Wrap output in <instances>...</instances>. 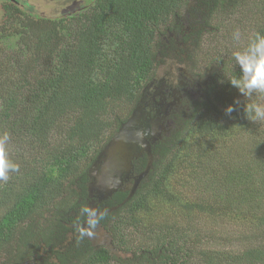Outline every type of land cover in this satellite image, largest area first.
I'll use <instances>...</instances> for the list:
<instances>
[{"label":"trees","instance_id":"trees-1","mask_svg":"<svg viewBox=\"0 0 264 264\" xmlns=\"http://www.w3.org/2000/svg\"><path fill=\"white\" fill-rule=\"evenodd\" d=\"M195 9L202 23L189 35H232L223 22L234 14L242 49L264 35V0H90L55 17L4 0L0 138L18 168L0 181V264H264V121L243 110L262 95L229 83L236 46L202 58L204 99L133 163L135 177L146 173L132 194L96 202L110 212L85 224L92 164L168 57L162 39L185 34ZM175 51L185 66L186 49Z\"/></svg>","mask_w":264,"mask_h":264},{"label":"flooded vegetation","instance_id":"flooded-vegetation-1","mask_svg":"<svg viewBox=\"0 0 264 264\" xmlns=\"http://www.w3.org/2000/svg\"><path fill=\"white\" fill-rule=\"evenodd\" d=\"M74 5H76V4L74 3ZM77 8H78L77 10L81 9V8L79 9V6H77ZM66 11H68V13H71V11L68 9ZM74 12H78V11H74ZM201 17L202 16L199 14L198 9L192 10L191 12H189V11L185 12V15L182 18L181 23H180L181 27H183V26L185 27V32H184L185 34H183V33L180 35L170 34L169 37H171V38H168V39L163 38L162 39L163 40V46L165 47V49L167 51L168 58H174V59L178 58V56L176 55V51H175V49L177 47H179V48L183 47L186 49V53L183 54V57H182L183 60L190 57L189 60H191L193 63L190 66H196V68L193 69L189 66L186 70L182 71L181 68H179L178 70H180L181 72H184L185 75L187 77H189L190 79H192V80L196 79L199 83L198 82H192V80H191V82L183 81L177 77L174 78L172 76L166 77V82L164 80H158L157 77H153L149 81V83H147L144 86V88L141 90V94H140L141 101L139 99L137 104H139V102L142 103V106H143L142 113L144 114V118L146 120H148V119L153 118V117H159L161 119V123L163 124V126L165 127V130H166L165 134H163V135L160 134L159 138L156 139V142L161 140V138L167 134L168 130L172 129L175 126L176 122L181 121V119H183L185 117L184 111H186V113H188L193 109V106H194L193 103L191 106L192 107L191 110L187 105H185V104L190 103L188 101V99H190L188 97L189 90H192V88L195 87L197 89L198 95L201 96V93H202L203 96L205 97L206 87L209 84V82H211L208 80L210 78V74H209L210 72L209 71H208V73L205 72L204 75H202L200 72V66L203 65L201 59L204 56L205 57L209 56L210 53H208L206 51V48H204V51L201 52L199 54V57H198L197 52L193 53L191 51H188L189 47L190 48L191 47H193V48L197 47V43L200 42V39L202 38V35L204 34L203 33L204 31H203L200 34L194 33V34L189 35L190 34L189 29L192 28L194 24L201 25V23H202L200 21ZM200 27L201 26H199L197 28H200ZM186 36H190V37H188L187 40H184ZM170 51H175V52L171 53ZM191 73H193L197 78H194L191 75ZM202 73H204V72H202ZM206 75H207L208 79L206 78ZM202 78H204V79H202ZM144 155L147 156L150 160V158H151L150 151L148 153L143 152L142 155L138 159H140ZM97 157H96V159H97ZM96 159H95V161H96ZM95 161H94V163H95ZM135 161H133V163ZM133 163H132V169L130 172V177H135L134 176V165H133ZM91 172H92V170L91 171L89 170L88 186H89V184L94 182V179L90 175ZM132 188H133V181H132V179H129L127 183H123L120 191L123 190V191H128L130 193ZM88 196L90 197V201L88 204V206H89L88 210L90 211L91 215H89L87 217V219L85 221L86 225H88L91 221L94 220V219H92V220L88 221V218L90 216H92L95 212H101L98 210V208L96 206V202L100 203L102 201H105V199L100 200L99 197L95 194L88 195Z\"/></svg>","mask_w":264,"mask_h":264},{"label":"water","instance_id":"water-1","mask_svg":"<svg viewBox=\"0 0 264 264\" xmlns=\"http://www.w3.org/2000/svg\"><path fill=\"white\" fill-rule=\"evenodd\" d=\"M142 111L143 106L139 102L126 121L103 147L90 169V171L92 170L90 175L94 182L88 186V195L95 194L100 200L106 199L116 191L121 190L123 183L132 179L131 195L138 182L145 176L146 172H143L137 177H130L132 163L143 152L148 153L150 151V145L159 138L164 131V126L159 117L146 120ZM109 212L110 210L95 212L88 218V221Z\"/></svg>","mask_w":264,"mask_h":264},{"label":"rangeland","instance_id":"rangeland-1","mask_svg":"<svg viewBox=\"0 0 264 264\" xmlns=\"http://www.w3.org/2000/svg\"><path fill=\"white\" fill-rule=\"evenodd\" d=\"M13 1H15V0H13ZM17 1L20 3L26 2L27 4L33 6L35 8V10L36 9L40 10V12L44 16H49V17H55L58 15L67 14L68 13V11H66L67 9L70 10L71 13L74 11H79V10H77L78 9L77 6H79V9H80V8L87 6L88 2H90V0H17ZM74 3L77 6L74 5ZM3 5H4V0H0V31L1 30L3 31L2 27L4 25L3 22L5 21V13L3 10ZM239 22H240V16L238 14H234V15L230 16L229 18H227V21L223 22V26H226L225 28H227V27L230 28L232 33L234 30L239 29L240 37H241L239 41H234L232 38V35H230V33H229V35L225 36V34H227V32H229L228 30L218 32L216 34H215V32H212L211 34H207V35L204 33L202 35V38L200 39V42L198 45V50H196L195 47L194 48L191 47L192 50L194 51L193 53L197 52L198 57H199V54L201 53V52H199V48H201V49L206 48V51L208 53L212 52L214 54H215L216 50L222 49L224 46L229 48V49H232L235 46L237 49H242L244 47V41H245V39H243L244 38L243 35L245 33V30L243 28H241L243 26L242 24L240 26L238 25ZM11 40H13V39H11ZM236 42H239V43L237 44ZM212 47H214V48L211 50ZM210 50H211V52H210ZM213 50H215V51L213 52ZM234 51H235V49H234ZM201 60L203 63V59H201ZM185 62H186V65L182 66V65H179V62L176 59L167 57L165 59L164 63L159 68H157V71H156L154 77H157L158 80H164L165 82H166V77H168V76H172L174 78L177 77L180 80L191 82L192 79L187 77L184 72H181L180 70H178L179 68H181L182 71L186 70L190 65L193 64L191 60H185ZM212 68H214V67H212ZM200 72L202 75L205 74L204 63H203V65L200 66ZM202 72H204V73H202ZM209 72H211L210 68H209ZM191 75L194 78H197L193 73H191ZM202 79H204V78H202ZM192 82H198V81L196 79H193ZM188 97L190 98V99H188V101L190 103L185 104V105H187L190 108V110L192 108L191 107L192 103L194 105V103L200 102L204 99V96L202 93H201V96L198 95L197 89L195 87H193L192 90H189ZM250 101H251V99H250ZM257 103L264 104V95H262L258 98ZM114 112H116V110H114ZM184 112H185V117L186 116L188 117V115L191 113V111L188 113H186V111H184ZM170 130H172L171 132H173L175 130V127L173 129H169L167 134L164 135V137L168 136L170 134ZM165 132H166V130L164 127V131L161 134L163 135V134H165ZM233 133H235V132H233ZM237 134H236L237 141L239 140V142H240L241 140H244V139H242V137H244V135L241 134L240 136H237ZM3 140L4 139L0 138V142H3V147H4V141ZM240 145H242V143ZM10 150H12V149L10 148ZM235 152H239V150H236ZM182 163L180 164V170L184 169L186 166L184 160ZM178 179L179 178L177 177L176 180H178ZM168 186L172 190V189H178L179 185L173 183V181L171 180L168 183ZM95 236L98 237L97 240H99V241H107V236L103 232H101L100 230L99 231L97 230V232H95L93 234L94 238H95Z\"/></svg>","mask_w":264,"mask_h":264},{"label":"clouds","instance_id":"clouds-1","mask_svg":"<svg viewBox=\"0 0 264 264\" xmlns=\"http://www.w3.org/2000/svg\"><path fill=\"white\" fill-rule=\"evenodd\" d=\"M234 41L240 40L239 29L232 33ZM233 57L240 68V75L233 77L229 83L235 87L239 93L251 98L253 94L264 95V35L257 32L249 38L247 47L233 52ZM239 105V100L234 102ZM236 108L234 105H228L225 108V114L230 115ZM246 118L249 121H264V104L251 102L243 106ZM7 140V136L4 137ZM15 165L6 158L3 142H0V181L8 179V172L17 170ZM88 210L85 209V212ZM94 225L96 221H91Z\"/></svg>","mask_w":264,"mask_h":264}]
</instances>
